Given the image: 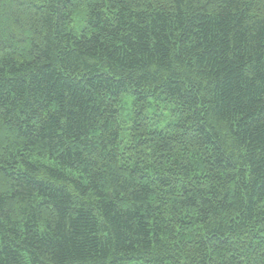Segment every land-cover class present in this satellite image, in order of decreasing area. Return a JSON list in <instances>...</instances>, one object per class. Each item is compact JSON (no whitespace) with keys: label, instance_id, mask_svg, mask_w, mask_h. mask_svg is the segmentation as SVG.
<instances>
[{"label":"trees","instance_id":"obj_1","mask_svg":"<svg viewBox=\"0 0 264 264\" xmlns=\"http://www.w3.org/2000/svg\"><path fill=\"white\" fill-rule=\"evenodd\" d=\"M0 264H264V0H0Z\"/></svg>","mask_w":264,"mask_h":264}]
</instances>
